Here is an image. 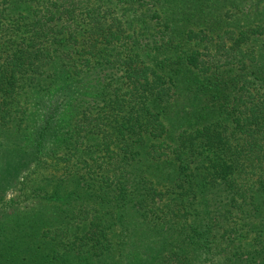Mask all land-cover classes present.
I'll return each instance as SVG.
<instances>
[{
    "label": "trees",
    "instance_id": "obj_1",
    "mask_svg": "<svg viewBox=\"0 0 264 264\" xmlns=\"http://www.w3.org/2000/svg\"><path fill=\"white\" fill-rule=\"evenodd\" d=\"M0 264H264V0H0Z\"/></svg>",
    "mask_w": 264,
    "mask_h": 264
},
{
    "label": "rangeland",
    "instance_id": "obj_2",
    "mask_svg": "<svg viewBox=\"0 0 264 264\" xmlns=\"http://www.w3.org/2000/svg\"><path fill=\"white\" fill-rule=\"evenodd\" d=\"M13 192H14V189H13V188L9 189V190H8V195H7V196L11 195Z\"/></svg>",
    "mask_w": 264,
    "mask_h": 264
}]
</instances>
